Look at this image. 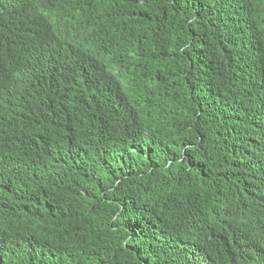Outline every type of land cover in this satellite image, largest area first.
I'll list each match as a JSON object with an SVG mask.
<instances>
[{
	"label": "trees",
	"instance_id": "1",
	"mask_svg": "<svg viewBox=\"0 0 264 264\" xmlns=\"http://www.w3.org/2000/svg\"><path fill=\"white\" fill-rule=\"evenodd\" d=\"M0 264H264V0H0Z\"/></svg>",
	"mask_w": 264,
	"mask_h": 264
},
{
	"label": "bare ground",
	"instance_id": "2",
	"mask_svg": "<svg viewBox=\"0 0 264 264\" xmlns=\"http://www.w3.org/2000/svg\"><path fill=\"white\" fill-rule=\"evenodd\" d=\"M236 107V106H235Z\"/></svg>",
	"mask_w": 264,
	"mask_h": 264
}]
</instances>
